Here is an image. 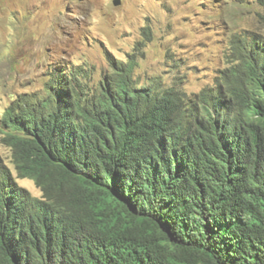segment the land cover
<instances>
[{"label": "trees", "instance_id": "16d2710c", "mask_svg": "<svg viewBox=\"0 0 264 264\" xmlns=\"http://www.w3.org/2000/svg\"><path fill=\"white\" fill-rule=\"evenodd\" d=\"M232 43L197 92L140 78L138 46L97 76L49 63L0 121L41 191L0 163V264H264V35Z\"/></svg>", "mask_w": 264, "mask_h": 264}, {"label": "rangeland", "instance_id": "374dc122", "mask_svg": "<svg viewBox=\"0 0 264 264\" xmlns=\"http://www.w3.org/2000/svg\"><path fill=\"white\" fill-rule=\"evenodd\" d=\"M262 13L261 0H0V121L17 95L43 86L49 63L93 66L97 76L106 56L125 60L137 46L140 78L181 80L197 92L233 57L234 36L264 35ZM1 136L0 163L40 197L31 179L17 176Z\"/></svg>", "mask_w": 264, "mask_h": 264}, {"label": "water", "instance_id": "95a60500", "mask_svg": "<svg viewBox=\"0 0 264 264\" xmlns=\"http://www.w3.org/2000/svg\"><path fill=\"white\" fill-rule=\"evenodd\" d=\"M118 3V0H114V4H117Z\"/></svg>", "mask_w": 264, "mask_h": 264}, {"label": "bare ground", "instance_id": "6f19581e", "mask_svg": "<svg viewBox=\"0 0 264 264\" xmlns=\"http://www.w3.org/2000/svg\"><path fill=\"white\" fill-rule=\"evenodd\" d=\"M172 112V111H171Z\"/></svg>", "mask_w": 264, "mask_h": 264}]
</instances>
